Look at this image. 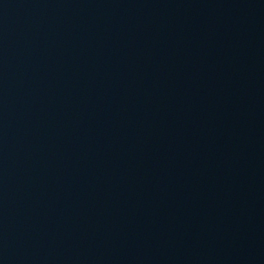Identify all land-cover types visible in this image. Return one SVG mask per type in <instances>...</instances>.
<instances>
[{
  "label": "water",
  "instance_id": "water-1",
  "mask_svg": "<svg viewBox=\"0 0 264 264\" xmlns=\"http://www.w3.org/2000/svg\"><path fill=\"white\" fill-rule=\"evenodd\" d=\"M173 0H0V264H180Z\"/></svg>",
  "mask_w": 264,
  "mask_h": 264
}]
</instances>
